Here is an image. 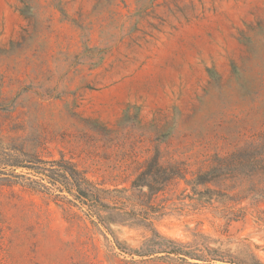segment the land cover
<instances>
[{
    "label": "rangeland",
    "instance_id": "374dc122",
    "mask_svg": "<svg viewBox=\"0 0 264 264\" xmlns=\"http://www.w3.org/2000/svg\"><path fill=\"white\" fill-rule=\"evenodd\" d=\"M154 157L180 178L134 190ZM77 177L129 247L264 264V0H0V264H188Z\"/></svg>",
    "mask_w": 264,
    "mask_h": 264
},
{
    "label": "trees",
    "instance_id": "16d2710c",
    "mask_svg": "<svg viewBox=\"0 0 264 264\" xmlns=\"http://www.w3.org/2000/svg\"><path fill=\"white\" fill-rule=\"evenodd\" d=\"M180 176L176 165L162 163L160 157H154L147 163L145 170L132 183V188L140 192L147 189L149 193L155 194L163 191L174 180L180 178ZM50 183L61 185L76 202L86 208L87 213L92 219V223L96 227H103L114 236L117 247L123 254L130 256L132 259L135 257L140 258V263H147L148 260L154 258L159 261L165 260L166 258L164 257L172 256L188 264H191L188 262V259L208 261L205 255L186 250L183 244L163 236L156 230H153L152 237L144 242L140 248L134 249L129 247L126 243L118 241L111 226L113 224L128 223L131 225H139V222L142 224H149V222L138 219L133 212L123 211L120 210L119 207L107 204L105 202L106 198L103 197V191L93 182L85 178L77 177L73 178L71 181H52ZM156 255H160L161 257H156ZM209 261H215L221 264H262L255 255H252L251 261L239 263L232 260L226 261V259L220 257L211 258ZM137 263L139 264L138 261Z\"/></svg>",
    "mask_w": 264,
    "mask_h": 264
}]
</instances>
